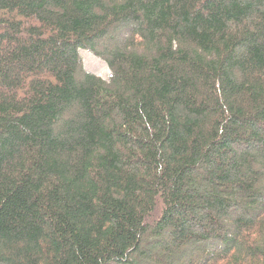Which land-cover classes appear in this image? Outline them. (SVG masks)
Masks as SVG:
<instances>
[{"label":"trees","instance_id":"16d2710c","mask_svg":"<svg viewBox=\"0 0 264 264\" xmlns=\"http://www.w3.org/2000/svg\"><path fill=\"white\" fill-rule=\"evenodd\" d=\"M0 264H264V0H0Z\"/></svg>","mask_w":264,"mask_h":264},{"label":"rangeland","instance_id":"374dc122","mask_svg":"<svg viewBox=\"0 0 264 264\" xmlns=\"http://www.w3.org/2000/svg\"><path fill=\"white\" fill-rule=\"evenodd\" d=\"M81 54L83 58V65L86 70L106 81L110 79L112 71L104 60L96 57L94 54L88 51L83 50Z\"/></svg>","mask_w":264,"mask_h":264}]
</instances>
